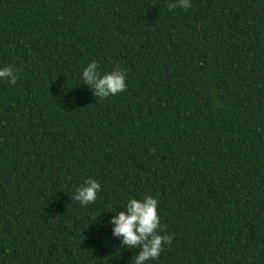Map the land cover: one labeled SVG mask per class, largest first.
I'll list each match as a JSON object with an SVG mask.
<instances>
[{
  "label": "trees",
  "instance_id": "trees-1",
  "mask_svg": "<svg viewBox=\"0 0 264 264\" xmlns=\"http://www.w3.org/2000/svg\"><path fill=\"white\" fill-rule=\"evenodd\" d=\"M177 2L0 0V264H132L110 221L146 196V264H264V0Z\"/></svg>",
  "mask_w": 264,
  "mask_h": 264
},
{
  "label": "clouds",
  "instance_id": "clouds-1",
  "mask_svg": "<svg viewBox=\"0 0 264 264\" xmlns=\"http://www.w3.org/2000/svg\"><path fill=\"white\" fill-rule=\"evenodd\" d=\"M177 7L187 10L192 7L191 0H178L177 3L168 4L170 11ZM98 69L99 65L92 62L82 73L84 84L91 88L95 97L108 98L126 90V74L122 70L101 75ZM0 78L13 85L18 79L16 71L11 66L0 69ZM100 191L101 184L89 178L76 190L73 199L83 206L94 204ZM158 203V200L151 196H146L142 201L131 199L124 211L114 215L110 221L114 225L113 236L122 238L121 248L139 249V254L133 257L132 264H146L147 261L158 259L164 250L163 246L172 243V236L158 233L161 229Z\"/></svg>",
  "mask_w": 264,
  "mask_h": 264
}]
</instances>
